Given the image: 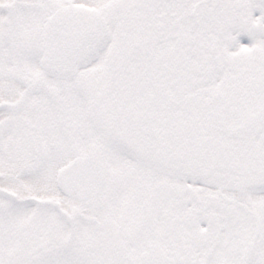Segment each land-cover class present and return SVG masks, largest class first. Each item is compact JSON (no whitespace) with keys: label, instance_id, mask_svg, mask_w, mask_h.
Instances as JSON below:
<instances>
[{"label":"snow or ice","instance_id":"obj_1","mask_svg":"<svg viewBox=\"0 0 264 264\" xmlns=\"http://www.w3.org/2000/svg\"><path fill=\"white\" fill-rule=\"evenodd\" d=\"M0 264H264V0H0Z\"/></svg>","mask_w":264,"mask_h":264}]
</instances>
